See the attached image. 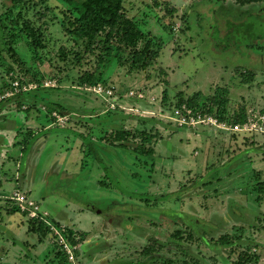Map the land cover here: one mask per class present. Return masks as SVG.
<instances>
[{
	"label": "rangeland",
	"instance_id": "1",
	"mask_svg": "<svg viewBox=\"0 0 264 264\" xmlns=\"http://www.w3.org/2000/svg\"><path fill=\"white\" fill-rule=\"evenodd\" d=\"M38 2H24L18 10L35 26L42 24L44 48L32 53L14 28L13 51L22 64L1 52L0 264H56L49 247L60 250L54 225L44 242L27 231L30 218L8 200L15 190L49 218H71L75 239L79 231L92 235L81 247L72 246L73 257L80 250L84 264H144L150 257L140 252L151 244L156 264L176 259V230L183 234V251L201 264H236L243 250L255 259L247 264H264V194L255 187L264 183V122L263 132L253 121L230 138L224 131H193L163 120L179 97L210 98L216 87L225 88L229 113L241 104L249 121L264 117V0L245 7L236 0H122L145 36L162 43L150 68L131 73L115 57L96 69L98 51L85 52L60 27L65 4L45 0L53 9L41 22L32 11L41 10ZM8 6L0 0V18ZM246 71L249 78L241 76ZM85 73H99L132 109L106 110L81 89ZM14 80L18 92L10 87ZM128 90L140 91L143 99L127 96ZM51 104L60 107L65 123L52 120ZM116 130L133 134L130 145L146 134L152 155L135 158L129 148L112 145ZM231 233L238 239L234 253L217 245ZM92 253L97 257L89 261Z\"/></svg>",
	"mask_w": 264,
	"mask_h": 264
},
{
	"label": "trees",
	"instance_id": "2",
	"mask_svg": "<svg viewBox=\"0 0 264 264\" xmlns=\"http://www.w3.org/2000/svg\"><path fill=\"white\" fill-rule=\"evenodd\" d=\"M9 6L6 7V15L0 18V60L1 52L4 51L9 55L15 62L20 65L16 54L13 51V43L16 37L10 33L11 29H18V32L22 35L25 40L27 48L35 54L36 51L44 48V44L41 38V23L35 26V23L26 17L20 10L24 2L30 3V0H6ZM37 5L41 7L39 12L33 9V14L38 15V20L41 21L52 12L53 7L45 4V0H38ZM66 7H61L60 14V27L63 32L75 43L82 42L84 44L85 52L93 53L94 50L98 51L95 56L97 58L96 69L100 66H106L111 59L115 57L117 64L120 66L128 67V70L133 71H144L150 68L157 58L159 51L162 47V43L156 39L153 40L150 37H146L137 25L134 18L127 16L122 0H61ZM263 0H236V4L239 7H245L252 4H259ZM60 7V6H59ZM169 7V6H168ZM32 8V7H31ZM13 9H17L15 15L12 14ZM172 10V9H170ZM36 12V13H35ZM169 12V10H168ZM42 22V21H41ZM63 54L64 51L60 50ZM125 54V55H124ZM75 58L78 54H75ZM99 74V73H98ZM95 74H83L80 76L82 83L86 85H94L96 83L105 84L104 79L101 75ZM243 78L250 76V72L246 71L241 74ZM245 82V79H244ZM225 88L216 87L210 98H203L199 94H192L185 100L179 97L176 106L185 103L189 108L196 110L202 114H207L215 117L218 121L225 124H243L247 121L249 114L246 113V109L243 105L237 104L234 109L229 113L227 109V100L225 98ZM180 95V94H179ZM202 99V101L200 100ZM51 111H56L60 108L57 104H51L49 106ZM53 120V118H52ZM54 121V120H53ZM226 133V132H223ZM237 133H232V135ZM82 136V135H81ZM110 142L120 146L121 148H129L131 153L138 157H150L152 150L146 148L148 145L149 137L146 134H141L139 142L137 144H128L127 141L134 139L133 134L127 131L116 130L113 135H110ZM130 137V138H129ZM30 138L25 141L22 145V149L25 151L26 146L29 143ZM254 176L258 177V173L255 172ZM257 191L260 194H264V183L259 182L257 185ZM261 196L256 197V201H260ZM14 204V211L20 212L15 201L8 198ZM47 220L57 226L58 229L61 227L57 222L47 216ZM56 227V228H57ZM29 233L36 234L38 238L43 239L49 233V226L37 219H30V228L27 230ZM66 232V233H65ZM63 236H66L67 241L71 246L78 244L83 240L84 234L78 233V240L74 238V233L69 227H66V231ZM191 233V232H190ZM233 234H224L218 238V244L220 247H229V252L234 253L238 247V239L232 236ZM173 241L172 244L177 246L176 248L180 251L178 257L180 264H201L200 261L192 256L188 257L187 252L183 251L182 245L178 240H181L183 234L180 230H176L172 233ZM187 237L191 238V234ZM176 238V239H175ZM42 241V240H41ZM150 242H154L151 238ZM157 244V243H156ZM153 244L142 248L140 254L149 256L150 261L147 264H156L154 253L155 248ZM55 256L59 259L66 258L64 252L60 249L56 251ZM176 259L163 260L162 264H173ZM255 260L253 255H248L246 250L238 253L235 259L236 264H247Z\"/></svg>",
	"mask_w": 264,
	"mask_h": 264
},
{
	"label": "built area",
	"instance_id": "3",
	"mask_svg": "<svg viewBox=\"0 0 264 264\" xmlns=\"http://www.w3.org/2000/svg\"><path fill=\"white\" fill-rule=\"evenodd\" d=\"M10 87L13 89L14 92L19 91V84L16 80L10 81ZM45 87H51V86H45ZM54 87V86H52ZM30 89V88H29ZM81 89L88 91L92 94H94L97 98L100 99V101L105 106L106 110H125V109H132L129 107H124L125 104L120 102V99L123 98L121 96V92H118V90H114L113 87L107 86L102 83H96L94 85H86L81 87ZM28 88L22 87L21 91H26ZM14 92H10V94L6 95H12ZM127 96L134 97L135 100H142L143 94L140 91H133L128 90ZM4 99V98H3ZM50 117L53 118V120L59 124H63L67 121V117L65 115L59 114L57 111H51L49 113ZM166 118V119H165ZM163 120H169L172 121L176 126L180 128H187L191 129L193 131H196L198 127L203 128H211L214 130L224 131L226 133H237L239 131H245L246 127L250 126L252 122L254 121L256 125H258L259 130L263 132L262 123L264 122V117L259 116L255 118V120H248L250 118V115L248 116V119L243 124H225L223 122L218 121L215 117L202 114L196 110H193L192 108H189L185 103H182L181 105H174L171 109L170 115H167ZM61 126V125H60ZM256 128V127H255ZM264 133V132H263ZM13 201L16 202L18 209L21 213L28 216L30 219H37L45 222L49 229H53V225L47 220V213L42 212L36 202H34L32 199H30L25 192H21L18 190H15L12 192L11 196L9 197ZM56 228V227H55ZM57 229V228H56ZM53 229L54 234L52 237H56V241L59 244V249H61L64 254L66 255V259L73 262V255L72 250L74 247L70 246L64 239L63 236V230H56ZM69 245V246H68ZM73 248V249H72Z\"/></svg>",
	"mask_w": 264,
	"mask_h": 264
},
{
	"label": "crops",
	"instance_id": "4",
	"mask_svg": "<svg viewBox=\"0 0 264 264\" xmlns=\"http://www.w3.org/2000/svg\"><path fill=\"white\" fill-rule=\"evenodd\" d=\"M226 136V135H225ZM227 136H229L230 138L232 137V134H228ZM236 137V136H235ZM52 220H54L55 222H57L58 224H59V226H64V227H69L71 230H72V232L73 233H75L74 232V230H76V228H75V225L73 224L74 222L72 221V219L71 218H68V217H61L60 215L57 217V219H55V218H52ZM50 221V220H49ZM78 228V227H77ZM74 229V230H73ZM79 229H81V228H79ZM100 229V228H99ZM100 230H102V228L100 229ZM111 231V230H110ZM79 233H80V231H79ZM81 233H83V232H81ZM85 233V232H84ZM85 235V234H84ZM97 235H99V234H97ZM92 235L91 234H89L88 232H86V236H84L85 238H86V240H84L83 242H82V244L81 245H84L85 243H87V240H88V238H90ZM35 237H36V234H35ZM47 235H46V237L45 238H43V239H41L42 240V242H44L45 240H47ZM94 237V236H93ZM39 242V241H38ZM48 243H49V241H48ZM50 244V243H49ZM79 245V247H81V245L80 244H78ZM78 247V246H77ZM49 249H50V257H51V259H49L50 260V262H54V263H56V264H62V263H60L61 261H60V259L59 258H57L56 256H55V254H56V251H52V248L51 247H49ZM76 250V249H75ZM77 251V250H76ZM98 252V251H97ZM96 252V253H97ZM73 253H75L74 254V259H73V262H71V261H69V260H67V259H65V258H63L64 259V261H66V262H68V264H84L83 263V260H82V254H81V251L79 250V252L77 251V252H73ZM96 253H92V254H90L89 255V261H91V259H93V258H96L97 256H96ZM104 253V252H103ZM77 257V258H76ZM76 261H78V262H76ZM148 263V261L147 262H145L144 264H147ZM65 264H67V263H65Z\"/></svg>",
	"mask_w": 264,
	"mask_h": 264
}]
</instances>
